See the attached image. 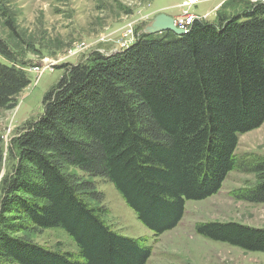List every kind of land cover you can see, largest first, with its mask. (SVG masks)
Returning a JSON list of instances; mask_svg holds the SVG:
<instances>
[{
    "label": "trees",
    "instance_id": "16d2710c",
    "mask_svg": "<svg viewBox=\"0 0 264 264\" xmlns=\"http://www.w3.org/2000/svg\"><path fill=\"white\" fill-rule=\"evenodd\" d=\"M0 107L30 83L18 53L0 38ZM43 114L16 138L17 162L2 183L0 258L19 264H148L146 238L107 224L94 184L65 164L111 181L155 236L175 229L188 201L206 200L234 169L259 181L237 199L264 203V161L240 162L239 135L264 123V2L216 22L195 20L187 33H142L123 50L93 52L68 66L46 93ZM63 228L78 251L52 249L17 235ZM198 234L264 252V227L205 221Z\"/></svg>",
    "mask_w": 264,
    "mask_h": 264
},
{
    "label": "rangeland",
    "instance_id": "374dc122",
    "mask_svg": "<svg viewBox=\"0 0 264 264\" xmlns=\"http://www.w3.org/2000/svg\"><path fill=\"white\" fill-rule=\"evenodd\" d=\"M185 0H0V38L18 53L31 83L5 108L0 107V199L2 183L17 162L16 138L44 112V97L64 76L68 66L86 62L97 51L110 55L132 44L160 15H183ZM264 0H200L191 7L195 20L216 22L220 14H236ZM149 34V33H148ZM159 34V33H155ZM0 59L3 58L0 56ZM237 157L245 165L264 161V123L239 135ZM63 171L76 180L94 184L99 202L87 191L91 206H104V219L117 232L146 238L153 249L148 264H264V252H251L213 241L197 233L205 221H237L264 227V203L237 199V189L259 181L255 171H231L218 193L206 200L188 201L179 225L160 236L146 227L127 205L114 184L78 166ZM17 235L42 246L77 252L73 238L61 227H30ZM0 264H19L0 258Z\"/></svg>",
    "mask_w": 264,
    "mask_h": 264
},
{
    "label": "water",
    "instance_id": "95a60500",
    "mask_svg": "<svg viewBox=\"0 0 264 264\" xmlns=\"http://www.w3.org/2000/svg\"><path fill=\"white\" fill-rule=\"evenodd\" d=\"M169 30L178 35L187 33V30L179 28L175 24L173 16L167 14H160L156 16L152 22L146 26V32L149 34L162 33Z\"/></svg>",
    "mask_w": 264,
    "mask_h": 264
},
{
    "label": "built area",
    "instance_id": "2783aa9c",
    "mask_svg": "<svg viewBox=\"0 0 264 264\" xmlns=\"http://www.w3.org/2000/svg\"><path fill=\"white\" fill-rule=\"evenodd\" d=\"M200 0H185L184 7L186 8L180 19H175V24L182 29L187 30L195 21V16L190 12L191 7L198 4Z\"/></svg>",
    "mask_w": 264,
    "mask_h": 264
}]
</instances>
